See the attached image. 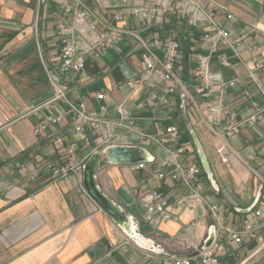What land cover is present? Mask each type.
Wrapping results in <instances>:
<instances>
[{
	"label": "crops",
	"instance_id": "crops-1",
	"mask_svg": "<svg viewBox=\"0 0 264 264\" xmlns=\"http://www.w3.org/2000/svg\"><path fill=\"white\" fill-rule=\"evenodd\" d=\"M152 1L132 2L151 6ZM215 1L236 17L230 21L215 9L217 19L235 35L256 36L260 45L255 55L245 50L240 58L219 48L228 65L221 67L215 54L209 60L210 69L223 79L244 77V88L263 106L264 97L245 75L246 65H251L254 58H264V0ZM87 5L101 25L111 20L121 7L120 0H89ZM61 7L60 0H0V264H161L164 258L173 257H190L192 264H197L199 250L214 241L219 232L204 206L196 209L170 206L165 216H156L150 222L143 219L151 192L162 190L169 196L174 186L172 181H160L154 176L162 158L155 147L134 143L148 147L151 152L152 160L146 162L144 169L132 170L128 164H102L96 171L99 188L131 216L148 246L127 235L86 193L82 173L52 181L46 171L38 172L34 179L22 171V166L30 169L48 160L59 162L53 133H66L68 140L81 137L69 131V117L39 134L34 132L48 115L59 110L38 108L53 93L50 78L67 89L71 100L83 99L93 109L106 105L105 115L111 119L117 117L114 105L125 97L134 106L137 124L149 126V130L163 125L162 118L169 115L168 122L177 125L182 130V141L190 144L188 161L200 166L207 185L205 191L227 206L236 225L255 207L263 204L264 210V110L254 126L229 138L237 153H231L227 163L221 162L215 134L200 121V112L182 89L169 96L168 106L153 108L140 105L144 98L141 89L130 92L127 87H117L118 81L139 76V54L143 48L138 39H125L106 52L87 57L79 73L59 71V45L54 30L55 16ZM116 24L134 28L138 37L145 40L167 36L177 39L181 47L176 72L193 90L196 83L193 55L200 50L203 24L190 28L175 16L158 19L148 28L137 17ZM153 51L161 60L163 51L157 48ZM257 77L264 89V67ZM99 91L104 92L101 99L95 97ZM225 99L242 114L252 111L251 102L240 87L227 89ZM203 113L211 120L207 111L203 109ZM115 132L124 140L131 138L121 129ZM88 136L90 144L79 141L77 150L78 158L84 162L93 151L108 146L98 145L91 131ZM253 168L258 169L260 176ZM261 232L264 235V230ZM226 248L220 264H264V243L259 245L246 239L240 245L229 243Z\"/></svg>",
	"mask_w": 264,
	"mask_h": 264
},
{
	"label": "built area",
	"instance_id": "built-area-1",
	"mask_svg": "<svg viewBox=\"0 0 264 264\" xmlns=\"http://www.w3.org/2000/svg\"><path fill=\"white\" fill-rule=\"evenodd\" d=\"M88 1L60 0L62 7L55 16L54 30L59 45L57 57L59 71L79 73L83 70L87 57L97 56L99 51L106 52L125 39H138L143 48L139 54L141 67L139 76L118 81L117 87H127L130 92L141 89L144 98L140 105L146 104L153 108L168 106L169 96L177 94L179 88L182 89L200 112V121L215 134L216 152L221 162L227 163L230 154L237 153L230 146L229 138L244 128L254 126L264 110V105H259L253 94L244 88V77L235 75L227 79L220 78L210 69L209 60L216 54L219 65L227 66V59L219 52V48L229 50L240 58L241 52L245 50L255 55L260 40L248 33L233 34L222 20L216 18L215 9L223 12L230 21H235L236 17L215 0H206L207 5L201 0H153L151 6L134 5L133 0H120V9L103 25L89 9ZM168 16H175L181 24L190 28L203 24L200 50L193 55L196 82L193 90L189 89L176 72L181 47L177 39L167 36L145 40L138 37L134 28H124L116 24L137 17L142 21V25L148 28L154 21ZM154 48L163 51L161 60L154 53ZM159 64L161 67L158 66ZM263 67L264 58H254L251 65H246L245 78L251 80L264 97V89L257 77V72ZM50 82L53 93L38 108L59 110L55 114L48 115L45 122L39 123L34 128V132L39 134L40 131L47 130L49 125H56L64 117H69V131L81 134V137L68 140L66 133H53L52 140L57 145L59 162L48 160L30 169L22 166V171H26L31 179L41 171L48 172L52 181L67 180L73 174L82 173L84 160L78 158L77 150L79 141L83 145L90 144L88 131L95 135L98 145H136L134 143L137 142L153 146L162 153L154 176L160 181L170 180L174 186L169 196L162 190L151 192L150 200L145 205L144 220L150 222L156 216H165L170 206L189 209L204 206L219 232L210 247L199 250L197 264H220L221 257L227 251L226 245L229 243L240 245L246 239H253L259 245L264 243V235L261 232L264 230L263 204L244 214L239 225H236L230 219L227 206L205 191L207 185L202 180L200 166L188 161L190 144L182 141V130L168 122L169 115L162 118L165 121L163 125H156L154 131L149 130V126L143 127L137 124L138 117L134 114V106L130 103L129 97L114 105L117 117L111 119L105 115L106 105L100 104L97 109L89 108L83 99L71 100L67 89L52 78ZM162 84H164L163 88L160 87ZM234 87H240L249 98L252 105L251 112L242 114L226 102V90ZM103 96V91L95 94L97 99ZM203 109L211 115V120L205 118ZM115 129H121L125 136L131 137L130 140L122 139ZM128 166L132 170L144 169L146 163L128 164ZM252 171L260 176L257 168H253ZM161 264H192V259L164 258Z\"/></svg>",
	"mask_w": 264,
	"mask_h": 264
},
{
	"label": "water",
	"instance_id": "water-1",
	"mask_svg": "<svg viewBox=\"0 0 264 264\" xmlns=\"http://www.w3.org/2000/svg\"><path fill=\"white\" fill-rule=\"evenodd\" d=\"M183 114L185 115L184 111ZM186 123L190 125L187 119ZM190 129L192 128L190 127ZM191 135L194 142L198 145L199 143L193 130H191ZM151 160V152L146 146L112 144L93 151L85 160L82 168V185L86 193L127 235L137 240L139 243L141 241L144 242V244L140 243L143 246H148L149 242L140 237L131 216L99 188L96 182V171L102 164H135L146 163ZM211 242L213 241H209L203 249L210 247L212 244Z\"/></svg>",
	"mask_w": 264,
	"mask_h": 264
},
{
	"label": "bare ground",
	"instance_id": "bare-ground-1",
	"mask_svg": "<svg viewBox=\"0 0 264 264\" xmlns=\"http://www.w3.org/2000/svg\"><path fill=\"white\" fill-rule=\"evenodd\" d=\"M140 243L144 244V242H142V241Z\"/></svg>",
	"mask_w": 264,
	"mask_h": 264
}]
</instances>
